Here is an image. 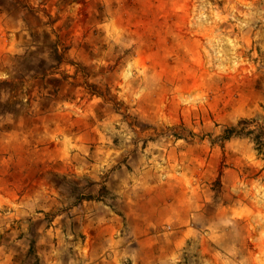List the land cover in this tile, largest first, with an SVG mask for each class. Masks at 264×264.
<instances>
[{
	"label": "rangeland",
	"instance_id": "1",
	"mask_svg": "<svg viewBox=\"0 0 264 264\" xmlns=\"http://www.w3.org/2000/svg\"><path fill=\"white\" fill-rule=\"evenodd\" d=\"M111 117L104 127L141 132L145 156L175 147L193 183L215 179L219 206L181 264H264V0H0V186L21 197L42 182L47 207L69 206L90 184L71 177V153L19 163L38 155L15 141ZM22 223L10 236L32 247Z\"/></svg>",
	"mask_w": 264,
	"mask_h": 264
},
{
	"label": "crops",
	"instance_id": "2",
	"mask_svg": "<svg viewBox=\"0 0 264 264\" xmlns=\"http://www.w3.org/2000/svg\"><path fill=\"white\" fill-rule=\"evenodd\" d=\"M112 117L111 121L101 120V127L93 123L82 132L73 128L69 137L59 127L49 145L45 141L32 144L46 138L48 132L42 126L40 131L25 130L34 140L19 146L15 141L19 153L27 146L38 155L30 156L32 159L26 153L14 155L19 163L34 164L50 157L45 155L48 151L62 160L70 152L71 177L87 179L91 185L76 193L69 206L66 200L57 201L56 209L45 205L47 188L42 182L33 181L39 185L22 189L21 197L13 194L17 188L13 183L0 186V206L4 207L0 232L10 236L24 220V232L31 233L35 242L30 247V241L15 239V234L7 245L2 240L0 264H181L185 252L207 231L199 220H209V207L219 206L209 202L215 179L197 178L193 183V175L174 159L175 147L170 148L172 156L162 155L160 162L145 156L148 147L132 138L141 132L104 127L115 120ZM139 153V162L132 159ZM220 181L233 192V181Z\"/></svg>",
	"mask_w": 264,
	"mask_h": 264
},
{
	"label": "trees",
	"instance_id": "3",
	"mask_svg": "<svg viewBox=\"0 0 264 264\" xmlns=\"http://www.w3.org/2000/svg\"><path fill=\"white\" fill-rule=\"evenodd\" d=\"M236 127H232V128H230V129H227V136H226V138H228V137H230L232 134H234L236 131Z\"/></svg>",
	"mask_w": 264,
	"mask_h": 264
}]
</instances>
